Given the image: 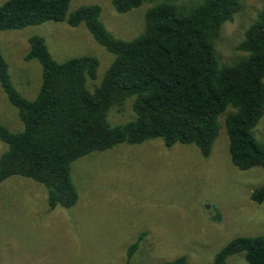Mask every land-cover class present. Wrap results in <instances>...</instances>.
Here are the masks:
<instances>
[{"label":"trees","instance_id":"16d2710c","mask_svg":"<svg viewBox=\"0 0 264 264\" xmlns=\"http://www.w3.org/2000/svg\"><path fill=\"white\" fill-rule=\"evenodd\" d=\"M155 1L160 3L145 14L144 32L132 41L107 31L98 5L74 12H69L71 0H8L0 6V32L46 22L74 28L85 24L115 58L90 92L87 82L97 79L96 58L58 63L44 38L33 36L25 60L41 65L42 84L37 98L29 101L13 86L0 50V85L23 124L15 133L0 125V141L8 146L0 159V185L12 177L32 180L46 189L50 210L70 209L79 200L71 171L77 160L154 139L166 148L195 146L208 158L224 114L233 165L240 171L264 169V144L253 135L264 115V6L235 49L240 55L221 65L214 51L222 27L243 10L242 0H112V5L126 14ZM130 99L136 119L111 126L110 111L122 112ZM251 199L264 204V186ZM145 238L140 234L129 247V262ZM239 255L247 264H264V235L234 239L213 264H227ZM186 262L180 257L164 264Z\"/></svg>","mask_w":264,"mask_h":264},{"label":"rangeland","instance_id":"374dc122","mask_svg":"<svg viewBox=\"0 0 264 264\" xmlns=\"http://www.w3.org/2000/svg\"><path fill=\"white\" fill-rule=\"evenodd\" d=\"M8 0H0V6ZM159 1L118 14L112 0H71L69 12L98 5L101 21L115 38L132 41L144 32L145 14ZM243 10L222 27L214 51L229 64L246 29L255 21L264 0H242ZM44 38L58 63L93 57L99 62V87L114 55L100 46L85 24L46 22L23 30L0 32V50L15 89L35 100L42 84V67L26 61L29 39ZM218 48V50H217ZM219 53V54H218ZM133 99L122 112L112 109L111 126L136 119ZM219 118V134L208 158L195 146L166 148L154 139L141 145L121 144L92 153L72 164L79 200L70 209L50 210L46 189L28 179L12 177L0 185V264H128L127 251L140 234L146 238L130 264H164L186 257V264H213L215 256L238 237L264 235V204L251 199L264 186V169L240 171L231 160L229 138ZM0 125L23 130L18 110L0 85ZM264 144V115L253 130ZM8 146L0 141V159ZM227 264H247L243 255Z\"/></svg>","mask_w":264,"mask_h":264}]
</instances>
